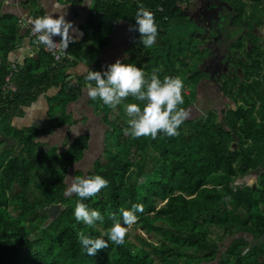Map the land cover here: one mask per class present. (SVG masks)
Returning <instances> with one entry per match:
<instances>
[{
	"label": "trees",
	"instance_id": "trees-1",
	"mask_svg": "<svg viewBox=\"0 0 264 264\" xmlns=\"http://www.w3.org/2000/svg\"><path fill=\"white\" fill-rule=\"evenodd\" d=\"M92 1L89 31L66 49L76 62L55 63L34 52L12 77L15 91L4 88L8 59L26 33L18 18L0 15V134L15 140L13 146L0 141V264H264V240L253 243L264 234V0H250L251 11L246 0H215L214 16L205 8L200 19L188 12L193 0ZM138 4L154 13L157 41L144 48L132 30L121 62L148 77L154 69L161 80L179 77L189 118L176 137L132 138L125 134V105L143 108V102L129 97L111 109L89 98L82 105H92L94 125L71 135L68 125H85L90 117L76 118L71 108L86 89L85 74L75 81L67 69L82 63L106 71L99 59L113 25L119 20L134 29ZM50 90L56 98L45 126L11 124ZM97 125L102 145L86 168ZM55 130L59 144L39 139ZM250 174L255 178L247 184ZM95 175L109 182L98 195H64L67 177ZM78 202L99 211L103 223L77 222ZM50 204L58 205L53 215L45 209ZM134 205L144 209L135 212V241L126 235L123 245L109 241L88 256L78 234L107 240L115 221L124 226L121 210Z\"/></svg>",
	"mask_w": 264,
	"mask_h": 264
},
{
	"label": "clouds",
	"instance_id": "clouds-1",
	"mask_svg": "<svg viewBox=\"0 0 264 264\" xmlns=\"http://www.w3.org/2000/svg\"><path fill=\"white\" fill-rule=\"evenodd\" d=\"M90 4V0H88ZM90 7V6H89ZM135 14L136 30L140 34V43L144 48L155 45L158 36V26L154 13L147 10L143 4H138ZM61 8L53 3V12L32 20V32L36 36L37 44H42L53 50L59 47L61 52L66 49L74 37L70 34L73 24L66 21L64 15L53 18L56 9ZM118 23L121 21H117ZM54 36L61 38L59 43L53 41ZM158 70H153L150 77L134 64L122 63L119 59L108 65L103 73L85 69L86 94L95 101L99 99L104 105L116 109L129 97L143 102V108L138 103L125 105V113L129 118L125 134L132 138L150 137L156 139L159 133L167 137L179 135L180 126L189 118L190 113L183 107L184 97L182 90L183 81L179 77H165L161 80L157 75ZM67 177V176H66ZM68 187L65 196L75 194L81 200L94 197L108 187L109 182L100 175L90 177H67ZM133 210H121L123 225L115 221L106 233L108 239H92L83 232L78 234L79 243L88 256H94L98 250L108 248L109 241L115 245H123L125 236L131 226L137 222L135 212H143L142 205H134ZM74 216L77 222H83L89 227H94L99 221L103 223L104 217L97 210H91L85 203L75 205Z\"/></svg>",
	"mask_w": 264,
	"mask_h": 264
},
{
	"label": "crops",
	"instance_id": "crops-1",
	"mask_svg": "<svg viewBox=\"0 0 264 264\" xmlns=\"http://www.w3.org/2000/svg\"><path fill=\"white\" fill-rule=\"evenodd\" d=\"M92 0H90V4H88V0H77L75 2L69 0H0V15L7 14L13 15L16 18H19L25 14L34 13V17L38 18L44 16L48 13L53 12V3H57L61 6V8L56 9L53 14V18H57L59 15H64L66 21H70L73 24V29H70V34L74 37V42H70L71 44H80L85 38L86 32L89 29L86 27L88 15L92 9ZM90 6V7H89ZM129 22H116L113 25L112 32L109 34V44L102 51V55L99 59V64L101 68H107L108 65L113 64L116 60H122L126 58V48L130 45L132 41L133 32L130 30ZM22 34H25V31H21ZM57 40H61L59 36H54ZM118 37H121L120 39ZM27 39H23V41L19 44V48L17 52L20 54V60H24L29 56H32L34 52L32 49L26 47ZM68 45V46H69ZM88 67L82 63H77L76 66L67 69L66 74L70 76V78L77 81L80 77H83L85 74V69ZM56 98L55 90H50L44 94H42L34 103H32L29 107L24 108V115L21 117H14L11 120V124L17 128H22L21 118L26 116L27 114L28 126L32 125H40L45 126L47 124V108L52 104L53 99ZM48 99V100H47ZM85 99H89L86 94V89L80 96V101L78 104L72 106V111L76 112V118L90 117L85 121V125L81 123L71 124L67 126V131L71 134L76 130L79 133L81 130L90 131L89 125L92 123L91 116L94 115L92 112V105L88 104L83 106V102ZM85 104V103H84ZM26 113V114H25ZM84 119V118H83ZM20 123V125L18 124ZM97 126H94L92 130H95ZM98 130V128L96 129ZM76 133V134H77ZM52 135H55L52 137ZM52 135L41 136L42 138L47 137L48 139H55V142H60L62 140L58 135V130H55ZM59 137V138H58ZM53 141V140H52ZM47 142V141H46Z\"/></svg>",
	"mask_w": 264,
	"mask_h": 264
},
{
	"label": "built area",
	"instance_id": "built-area-1",
	"mask_svg": "<svg viewBox=\"0 0 264 264\" xmlns=\"http://www.w3.org/2000/svg\"><path fill=\"white\" fill-rule=\"evenodd\" d=\"M32 20H33V18L31 16V14H25V15H22L18 18L19 26L26 33V36H25V39H27L26 47H28L29 49H32L33 52L43 51L44 54L49 56L52 59V61L55 63L70 64V63L76 62V59L74 56L69 55L68 52H61L59 47H57L56 49L50 50L42 44H37L36 36L32 32V23H31ZM53 41L55 43L60 42L55 37H53ZM18 48L19 47H17L13 52H11V54L9 55V59H8L10 66H9V73L6 76V83L4 85V88L6 90H10V91H15V86H14V83L12 81V77H13L14 73L17 72L18 65H20L22 63V61L20 60V54H19V52H17Z\"/></svg>",
	"mask_w": 264,
	"mask_h": 264
},
{
	"label": "rangeland",
	"instance_id": "rangeland-1",
	"mask_svg": "<svg viewBox=\"0 0 264 264\" xmlns=\"http://www.w3.org/2000/svg\"><path fill=\"white\" fill-rule=\"evenodd\" d=\"M247 1V9L249 10V11H251L252 10V7H251V2L252 1H250V0H246ZM206 2V0H193V4H192V6L190 7V9L188 10V12L190 13V14H193L194 16H196V17H198V12H199V10H201V8H202V5L204 4ZM261 30L262 31H264V25L261 27ZM119 39L121 38V37H118ZM84 104V103H83ZM102 107H104L105 105H101ZM29 113V110L27 111V114ZM26 114V113H25ZM27 114H26V116H24L23 118H21V121H19V122H21V125L24 127V126H26V125H28L29 123H28V117H27ZM19 125H20V123H18ZM100 125V124H99ZM99 127V126H98ZM97 127V128H98ZM96 128V129H97ZM95 129V130H96ZM100 129V128H99ZM95 130H93L94 131V134H93V139H94V145L92 146V149L91 150H89L88 151V154H87V159H86V168L87 167H90V166H92V162L94 161V158L96 157V154H97V152H98V150L100 149V147H101V143H102V137H103V134H102V132H99V131H95ZM77 132H76V130H74V133H71V135H75ZM41 141H47V142H51V143H53L54 145L57 143V144H59L60 142H55V139H48L47 137H44V138H42V137H40L39 138ZM38 139V140H39ZM53 140V141H52ZM98 147V148H97ZM88 165V166H87ZM254 178H255V175L254 174H250V175H248L247 177H245L244 178V181H246V183L247 184H250V183H252V181L254 180ZM19 200L21 201V202H23L24 204H27L28 203V200H29V198H28V196L27 195H25L24 194V192H21L20 194H19ZM136 233H139V230H138V228H135V227H133V226H131V228H129V230H128V232H127V238L128 239H130V240H132V241H135V238H134V234H136Z\"/></svg>",
	"mask_w": 264,
	"mask_h": 264
},
{
	"label": "water",
	"instance_id": "water-1",
	"mask_svg": "<svg viewBox=\"0 0 264 264\" xmlns=\"http://www.w3.org/2000/svg\"><path fill=\"white\" fill-rule=\"evenodd\" d=\"M232 139H233V145H235L236 142L238 141V138L234 134H232ZM3 140L5 141L6 146H13L15 144V140L12 136H6L3 133H1L0 134V141H3ZM253 187H254V185H253ZM45 209L49 215H53L58 211V205L50 204V205L46 206ZM260 240H264V234L257 237L253 241V243L260 241Z\"/></svg>",
	"mask_w": 264,
	"mask_h": 264
},
{
	"label": "flooded vegetation",
	"instance_id": "flooded-vegetation-1",
	"mask_svg": "<svg viewBox=\"0 0 264 264\" xmlns=\"http://www.w3.org/2000/svg\"><path fill=\"white\" fill-rule=\"evenodd\" d=\"M214 2H215V0H206V2L202 5L201 10H199V12H198V13H199V14H198V17L194 16L193 14H192V15H193L194 17H196L197 19H200V18H202L203 15H205V10H204V9H205V8H206V9L209 8V10H208L209 13L211 14V16H214L213 13H214L215 10L210 8V6H211Z\"/></svg>",
	"mask_w": 264,
	"mask_h": 264
}]
</instances>
